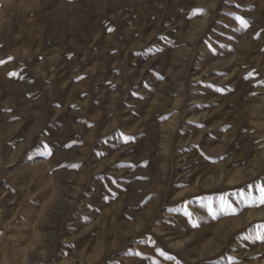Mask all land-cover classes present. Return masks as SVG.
<instances>
[{
	"label": "rangeland",
	"instance_id": "1",
	"mask_svg": "<svg viewBox=\"0 0 264 264\" xmlns=\"http://www.w3.org/2000/svg\"><path fill=\"white\" fill-rule=\"evenodd\" d=\"M261 188L264 0H0V264H264Z\"/></svg>",
	"mask_w": 264,
	"mask_h": 264
},
{
	"label": "snow or ice",
	"instance_id": "2",
	"mask_svg": "<svg viewBox=\"0 0 264 264\" xmlns=\"http://www.w3.org/2000/svg\"><path fill=\"white\" fill-rule=\"evenodd\" d=\"M241 23H246V22L243 21V19H241ZM260 193H261V196H260V202H261L262 204H264V188H261V189H260ZM161 254H163V253H161ZM169 259H171V257H169Z\"/></svg>",
	"mask_w": 264,
	"mask_h": 264
},
{
	"label": "bare ground",
	"instance_id": "3",
	"mask_svg": "<svg viewBox=\"0 0 264 264\" xmlns=\"http://www.w3.org/2000/svg\"><path fill=\"white\" fill-rule=\"evenodd\" d=\"M179 244V243H178ZM178 246V245H177Z\"/></svg>",
	"mask_w": 264,
	"mask_h": 264
}]
</instances>
